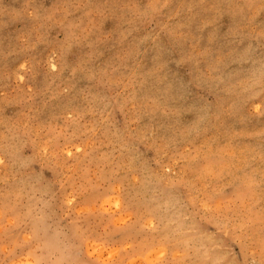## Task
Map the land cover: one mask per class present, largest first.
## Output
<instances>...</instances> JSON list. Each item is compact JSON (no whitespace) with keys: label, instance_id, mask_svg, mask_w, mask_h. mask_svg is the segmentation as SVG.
I'll list each match as a JSON object with an SVG mask.
<instances>
[{"label":"rangeland","instance_id":"obj_1","mask_svg":"<svg viewBox=\"0 0 264 264\" xmlns=\"http://www.w3.org/2000/svg\"><path fill=\"white\" fill-rule=\"evenodd\" d=\"M0 264H264V0H0Z\"/></svg>","mask_w":264,"mask_h":264}]
</instances>
